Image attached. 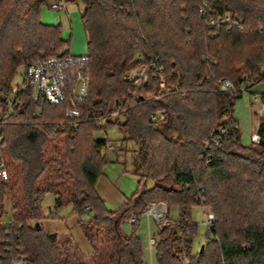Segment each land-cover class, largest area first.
Returning a JSON list of instances; mask_svg holds the SVG:
<instances>
[{
    "label": "trees",
    "instance_id": "1",
    "mask_svg": "<svg viewBox=\"0 0 264 264\" xmlns=\"http://www.w3.org/2000/svg\"><path fill=\"white\" fill-rule=\"evenodd\" d=\"M49 1L0 0V162L7 172L0 180V264H145L137 221L129 234L120 224L152 201L178 209V222L156 231V264H264V120L256 129L259 142L243 145L232 117L241 94L216 86L221 77L239 85L244 75L264 83V0H80L89 87L76 102L81 115L75 125L65 117L68 100L37 111L29 91L5 112L3 96L18 67L68 52L60 25L40 20ZM224 16L237 19L243 30L207 25ZM136 49L138 64L153 63L155 71L133 84L124 76ZM116 108L125 114L111 119ZM158 112L163 115L151 120ZM59 122L64 127L51 132L48 127ZM111 125L123 141L139 142L138 168L145 172L115 210L95 189L107 141L93 134ZM224 126L217 145L203 144ZM146 179L154 182L149 188ZM44 192L54 195L55 208L71 204L90 255L43 229ZM196 206L208 207L214 221L202 252L192 254ZM85 212L90 216L81 219Z\"/></svg>",
    "mask_w": 264,
    "mask_h": 264
},
{
    "label": "built area",
    "instance_id": "2",
    "mask_svg": "<svg viewBox=\"0 0 264 264\" xmlns=\"http://www.w3.org/2000/svg\"><path fill=\"white\" fill-rule=\"evenodd\" d=\"M50 8L54 10L66 9L65 0H53L50 3ZM216 13L215 10H212ZM218 24H227L228 26L236 27L239 30H243V25L237 19H231L228 16H224L217 20L209 19L207 25L210 28ZM210 36L214 33L211 31ZM63 54H55L47 57H41L30 61L24 65L23 78L21 83L17 85H12L10 92L3 96V102L6 107L7 114L13 111L14 107L21 103L22 94L25 91L30 92L31 100L37 105V111H39L41 104L58 105L66 100H68V107L65 111V117L67 121H70L74 125L76 124L74 119L80 117V112L76 108V102L81 101L86 97L89 87V76L87 73V65L89 62L88 56L83 55H72L67 52V49H63ZM141 57L139 56L138 62H140ZM128 70L125 73L124 78L130 83L137 84L141 80H146L149 69L155 71L153 63L141 64ZM135 72V73H131ZM253 82L247 75H244L243 82L239 85H235L233 82L225 77L218 78L216 80L217 89L220 92H227L230 94H243L244 92L250 93V100L255 103L254 113L259 117V119L264 120V97L258 93L252 91ZM252 94V95H251ZM39 114V113H38ZM122 116L125 111L118 109L117 112L110 114ZM104 117H99L97 119L98 124L104 122ZM156 116L151 115V120H155ZM64 122H59L54 125H50L48 128L51 132H55L57 129H62L64 127ZM226 126L219 127L213 131L208 139L204 141L205 146L217 145L223 135L225 134ZM260 140L259 134L257 132L251 135V142L257 144ZM117 148L116 143L107 144L106 149L110 152L115 151ZM7 179V172L3 168V164L0 162V180L5 181ZM167 212L166 205L163 203H151L146 206V208L139 214L130 213L124 219L125 221L133 224L139 217L142 216H152L156 221L162 224H167L169 221L165 219ZM214 221V215L211 211L205 212V218L203 222L210 228ZM149 246L155 247L157 244V239L150 236L148 239Z\"/></svg>",
    "mask_w": 264,
    "mask_h": 264
},
{
    "label": "rangeland",
    "instance_id": "3",
    "mask_svg": "<svg viewBox=\"0 0 264 264\" xmlns=\"http://www.w3.org/2000/svg\"><path fill=\"white\" fill-rule=\"evenodd\" d=\"M53 0L49 1L47 4H44L40 8V20L44 24H49V25H60L61 28V35L64 40L67 41V46H68V52L72 55H83V53H86V34L84 31V28L82 26L81 20H80V15L83 12V4L81 3L80 0H65L66 1V9L63 10H54L50 8V3ZM140 54L138 52V49L135 50V55L134 58L128 63L126 72L128 70H134L136 67L139 68L142 63L138 64V58ZM141 57V56H140ZM134 68V69H132ZM23 72H24V66L18 67L16 70V73L11 81L12 85H17L21 83L22 78H23ZM135 73V72H131ZM144 81V80H143ZM262 82H256L252 86L255 87L257 84H260ZM164 82H161L160 84V89L158 90V94L164 91ZM173 89V88H172ZM184 91V90H182ZM252 95V94H251ZM256 104L252 103L250 100V93L244 92L241 94V96L236 100L234 110H233V117L235 120L238 121V126L240 129V141L243 145H248L251 143V135L256 132V127L255 123L256 121L259 120L258 116L254 113V108ZM118 108L115 110L111 111L110 114H113L117 112ZM156 118L158 116H161L163 114L161 113H156L154 114ZM111 119H115L118 116L116 115H110L109 116ZM222 120V118H221ZM219 119V121H221ZM219 127L214 128L211 132L215 131ZM96 136V137H95ZM100 137L101 139H104L107 141V144H112L116 143L118 146L116 149V153L114 155L118 156V166L121 167L122 169L125 166V173L127 174H132L133 176V169L139 170L138 173L142 174L141 179L143 180L145 177V172L143 169L138 168L141 162L142 158V152L140 149V144L137 141H132V140H127L123 141L124 134L122 131L119 129L117 125H111L105 128V131L103 129L96 131L94 134V138ZM106 147H102L101 153L106 154ZM129 174V175H130ZM146 187H151L153 185V181L151 179H146ZM178 188L179 186H174ZM151 203H163L162 201H152V202H147L145 205L144 209L148 204ZM42 208L44 211L47 212L49 215L51 213L50 218H59L62 219L61 221H66L68 220L69 217L72 218H78V214L73 211V208L71 204H66L60 208H58L55 212L56 217L54 216V195L51 192H44L41 198L40 202ZM167 212L165 219L169 221L165 224H162L159 221H156L152 216H142L139 217L137 220V223L135 225V233L139 236L141 246H142V253H143V259L145 264H156L155 258H154V248H150L149 246V235L147 233L149 232L150 236H153L157 239L156 231L160 229L162 226H169L172 227L178 222V209L176 206H167ZM6 216H4V219L6 220L8 216H10L9 212V207L6 204ZM211 211L208 207H199L196 206L192 209L191 212V217L192 220L196 223V233L193 237V242H192V249L191 253L196 254L197 251L200 252V247L201 245L205 244L206 241V234H207V226L203 222L205 218V212ZM212 212V211H211ZM213 213V212H212ZM41 214V211H40ZM136 215H139V213H134ZM214 215V214H213ZM90 216V212H85L82 216L81 219H88ZM147 218V220H146ZM42 221V215L40 219V223ZM127 227L126 234H129L132 229L133 225L127 221L123 223ZM74 229H78L79 225L76 224L73 225ZM157 227V229H156ZM72 228V227H71ZM142 231L140 233L139 231ZM77 231V230H76ZM104 234L100 233L99 238L105 239ZM61 242V241H60ZM144 246H147L146 249L144 250ZM102 248V246H101ZM100 249V248H99Z\"/></svg>",
    "mask_w": 264,
    "mask_h": 264
},
{
    "label": "crops",
    "instance_id": "4",
    "mask_svg": "<svg viewBox=\"0 0 264 264\" xmlns=\"http://www.w3.org/2000/svg\"><path fill=\"white\" fill-rule=\"evenodd\" d=\"M252 91L258 93L264 92V83L257 84L255 87L252 88ZM235 121L238 125V121L237 120ZM258 123L259 120L256 121L255 123L256 129ZM98 139L101 138L98 137ZM116 150L110 152L106 149L107 152L106 154H104L106 162L102 167L101 175L98 177L95 185V189L98 195L101 197L105 207L108 210H115L119 208L127 199H129L134 194V192L138 188L139 170L133 169V176L130 173H129L130 175L125 173V166L123 169L118 166V162H117L118 156L114 155L116 153ZM57 209L58 208L54 207L53 217H56L57 213L55 211ZM51 213L49 215H51ZM41 215H42L41 225L46 232L55 233L57 235L58 240L61 242H65V241L73 242L78 247L80 253L84 256H88L92 253V248L90 246V243L84 236V233L82 232V229L79 225V219L77 217L76 218L69 217L67 222L61 221L62 219L59 218H50L47 212L43 210L42 206H41ZM124 222L125 220H123L122 223L120 224V228L121 231L126 234L127 227L123 224ZM76 224L79 225V228L76 229L77 231L74 229L73 226V225L76 226ZM142 231L143 230L139 232L142 233ZM147 235H149L150 237L149 232L147 233ZM146 247L147 246H144V250L146 249ZM150 248H154V247H150Z\"/></svg>",
    "mask_w": 264,
    "mask_h": 264
},
{
    "label": "water",
    "instance_id": "5",
    "mask_svg": "<svg viewBox=\"0 0 264 264\" xmlns=\"http://www.w3.org/2000/svg\"><path fill=\"white\" fill-rule=\"evenodd\" d=\"M202 250H203V245H201V247H200V252H202Z\"/></svg>",
    "mask_w": 264,
    "mask_h": 264
}]
</instances>
